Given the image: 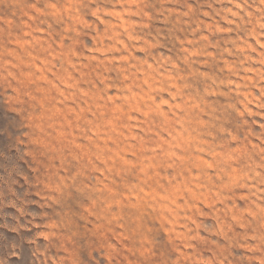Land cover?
Segmentation results:
<instances>
[{"label":"clouds","instance_id":"obj_1","mask_svg":"<svg viewBox=\"0 0 264 264\" xmlns=\"http://www.w3.org/2000/svg\"><path fill=\"white\" fill-rule=\"evenodd\" d=\"M0 264H264V0H0Z\"/></svg>","mask_w":264,"mask_h":264},{"label":"rangeland","instance_id":"obj_2","mask_svg":"<svg viewBox=\"0 0 264 264\" xmlns=\"http://www.w3.org/2000/svg\"><path fill=\"white\" fill-rule=\"evenodd\" d=\"M7 239L11 240L14 238V234L13 233H6Z\"/></svg>","mask_w":264,"mask_h":264}]
</instances>
